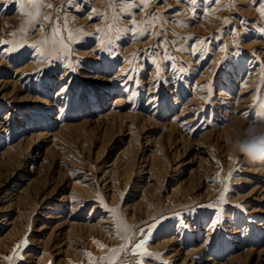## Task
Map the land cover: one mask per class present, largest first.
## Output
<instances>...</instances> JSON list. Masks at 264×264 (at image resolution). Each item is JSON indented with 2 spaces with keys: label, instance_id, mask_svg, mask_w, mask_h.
<instances>
[{
  "label": "rangeland",
  "instance_id": "1",
  "mask_svg": "<svg viewBox=\"0 0 264 264\" xmlns=\"http://www.w3.org/2000/svg\"><path fill=\"white\" fill-rule=\"evenodd\" d=\"M261 8L264 0H0V218L18 227L0 243V264H59L58 244L44 250L38 239L53 245L65 219L101 214L124 251L114 257L115 244L95 233L94 248L83 243L65 264H138L130 247L145 232L152 244L174 236L181 253L160 247L143 264H264V158L226 142L264 99ZM60 128L63 137L47 134ZM120 150L130 173L105 174ZM152 150L153 172L144 160ZM180 179L183 193L166 203ZM70 182L91 187L75 212L61 199ZM145 185L155 210L132 219Z\"/></svg>",
  "mask_w": 264,
  "mask_h": 264
},
{
  "label": "bare ground",
  "instance_id": "2",
  "mask_svg": "<svg viewBox=\"0 0 264 264\" xmlns=\"http://www.w3.org/2000/svg\"><path fill=\"white\" fill-rule=\"evenodd\" d=\"M179 5H181L179 3ZM148 43V41H145V42H141L139 44H144V43ZM133 46L136 45V43L132 44ZM129 49V48H127ZM127 49H125V51H127ZM5 50V49H4ZM2 50V51H4ZM251 60V59H250ZM13 69V68H12ZM254 69V68H253ZM15 70V69H13ZM116 73H119L118 71ZM256 73V72H255ZM63 80V79H62ZM112 81V80H111ZM70 85V84H68ZM50 90V89H49ZM218 90V89H217ZM63 90L60 88V86L58 88H56V93L55 94H58V93H61ZM202 93V92H201ZM223 90L222 89H219L218 91V94H219V97L222 96L223 94ZM120 97V96H119ZM226 98V97H224ZM119 98H116L114 99V101H117ZM57 100V99H56ZM225 102V101H223ZM222 103V102H221ZM220 104V103H219ZM226 105V104H225ZM237 108V107H236ZM239 108V107H238ZM229 111V110H228ZM7 113V112H6ZM236 119V118H235ZM20 120V119H19ZM191 120V119H190ZM234 121V119H233ZM9 122V121H8ZM187 122V121H186ZM232 122V121H231ZM20 123V122H19ZM3 125H0V127H2ZM64 129L63 128H60L59 130L57 131H54V132H47L48 135H53V137L55 136H58V134H60L62 137L64 136L65 132L63 131ZM12 131V130H11ZM24 131V130H23ZM11 133V132H10ZM30 139V138H28ZM22 145L21 142H17L14 144L15 147L18 148V146ZM13 146V147H14ZM8 151V150H7ZM9 153V151L7 152ZM122 153H123V150H120L117 155L115 156L113 162H114V165L112 166V164H109L110 167H107L105 170H104V173L108 174L109 172H118V171H121L122 172V176L127 175L128 173H130V162H131V159L128 157V159H125L123 156H122ZM158 152L157 151H154L152 150L148 155H146V158L144 159L145 161H148V169L149 171H154L155 170V167L158 163ZM10 158V157H9ZM6 160V159H5ZM117 163V165H115ZM141 167V166H140ZM178 167V166H177ZM175 167V168H177ZM140 171L138 172L139 174H142L144 173V168H140L139 169ZM129 176V175H128ZM126 184V183H125ZM149 184V183H148ZM147 184V185H148ZM141 186L139 187L140 190H142L143 192H141V195L140 197L138 198L137 201H134L132 202V209H135V208H138V212H135L133 211L132 212V219H139L140 218V213L141 211L144 212V214H150V216L153 214L152 212L155 210L154 207H155V203H156V200L158 199L155 194H154V197L153 196H150V195H147V191H145L147 188L146 186ZM184 179H180V180H177V183L175 185H172L170 187V193L168 194V196L166 197V203H170L171 199L172 198H178V195L179 194H182L183 191H184ZM24 187H22L20 189L21 192H23V194H25L26 192V187L25 189H23ZM90 185L89 183H79V182H70V190H69V193L63 195L61 197V199H64L65 201L69 202V206L71 207L70 210L71 211H76L77 209L79 210L80 209V205L81 203H83L85 201V199L83 198H80L81 194L80 192H82L81 190L83 191H86L87 193L90 191ZM25 190V191H24ZM19 191V190H18ZM96 192V191H95ZM119 192V191H118ZM121 192V191H120ZM7 193V192H6ZM217 193V192H216ZM215 193V194H216ZM89 194H91L89 192ZM7 196H9V194H6ZM113 195V194H112ZM119 195V194H118ZM19 196V194L17 193L14 197H17ZM6 197V196H5ZM72 198H74V200H72ZM87 198V197H86ZM10 196L9 198H7V201H10ZM78 201L77 203H72L73 201ZM46 201V200H45ZM44 201V202H45ZM116 201V200H115ZM81 202V203H79ZM114 204V203H113ZM78 207V208H77ZM82 207V206H81ZM56 209V208H54ZM93 211V209L91 210ZM90 211V212H91ZM94 212V211H93ZM70 215H75V214H70ZM55 218L57 219L59 217V214H56V215H52V214H48L46 216V219L48 218ZM88 217H91V214H89ZM112 219V218H111ZM227 219V218H226ZM90 220V219H89ZM228 220V219H227ZM14 220L13 219H10L9 217L7 216H2L0 218V230L2 229H5L8 227V229L6 230V232L0 236V243H4V245L7 243L8 240H11L15 237L17 231H18V227L16 226V224L13 222ZM109 222L108 218L107 217H104L102 214L100 216V218L98 220H96L94 223H90V222H87L85 224H81L80 222H77V221H74V220H68V219H65V224L66 223H69V226L67 227V229L65 230V233L63 238H60L58 239L53 245H49L48 243H46V240H48L47 238H44V239H41L39 238L38 241H41L43 243V247H44V250L47 249L46 247H48V249L51 247V246H55L58 244L57 248L55 249L56 251L54 252V255H55V258H57V263L61 264H65V261H67V259L69 260V256L72 254L73 256H75L76 258L79 257V255H83V249L79 248L80 245L82 246H85L83 245V243L87 244L88 246L94 248V245L96 244L97 240H95L93 238V235H95V233L99 234L100 236H102V239L103 240H109V242H111L110 244L113 245L115 244L114 243V238L110 237L109 234L110 233H113V232H109V229L110 227L112 226H107V225H103V223L105 222ZM111 221V220H110ZM132 221V220H131ZM64 221H59L57 223H55L54 225H52L50 227V234L47 235V237H51L52 234L54 232H57V233H60V228L62 226ZM212 222V221H211ZM234 222V221H233ZM228 223V222H227ZM253 223V222H251ZM259 223V222H258ZM264 223V222H262ZM260 224V223H259ZM5 225V226H3ZM132 225H135V222L132 223ZM143 226V225H142ZM45 227V224H42L40 226V228L37 230V231H40L41 229H43ZM213 228V226H211ZM77 228H79L78 232L77 231ZM264 228V226L262 227ZM78 234H76V233ZM238 232V229L235 228L234 230V233ZM83 234H85V236H83ZM146 234V235H145ZM208 234V233H207ZM170 236V235H169ZM237 236V235H236ZM141 239L140 240H145L146 241V244L144 245V248L142 249H137L136 251L141 253V257L139 258H144V255L147 256L146 254H144L145 252L146 253H151V256L154 254V251L155 250H158V248H164L166 249V247L169 249H167V252H170V250H173L171 254H169V257L171 256H177L178 254H180V250L179 248L177 247H172L174 246V243H175V237L174 236H170V237H162L161 240L157 241L156 243L152 244L149 239H151V233H144L143 235H141L140 237ZM208 238V237H207ZM37 239V238H36ZM101 239V237H100ZM15 240V239H14ZM64 240L62 243L61 241ZM139 240V241H140ZM138 239L135 240V243L139 242ZM207 241V239H206ZM206 241L204 243H201L200 246L198 247V249H192L190 250L189 252H187L186 256H184L183 260L184 259H191L193 257V253H198L199 255L201 254L202 251H205V248H206ZM11 242V241H10ZM99 244V243H98ZM65 246L64 248H61L60 246ZM134 243L132 244V247H133ZM2 246V245H1ZM171 246V247H170ZM113 247L115 248V250L117 249H121L124 247V243H119V244H115V246L113 245ZM130 247V248H132ZM11 248V247H10ZM100 250V249H99ZM114 250V249H113ZM196 250H198V252H196ZM132 251V250H131ZM125 252L127 253L128 250H125ZM71 253V254H69ZM110 253V252H109ZM69 254V255H68ZM43 255V256H42ZM45 252H43L41 254V256H39L38 258L41 259L42 257H44ZM87 255V254H86ZM133 255V254H132ZM34 258L36 259V256H34ZM211 259V256H207L206 260H210ZM79 260V259H78ZM213 261V260H212ZM75 263V262H74ZM115 263V262H114ZM121 263V262H120ZM186 263V262H185ZM191 264V263H190Z\"/></svg>",
  "mask_w": 264,
  "mask_h": 264
},
{
  "label": "clouds",
  "instance_id": "3",
  "mask_svg": "<svg viewBox=\"0 0 264 264\" xmlns=\"http://www.w3.org/2000/svg\"><path fill=\"white\" fill-rule=\"evenodd\" d=\"M226 142L233 153H239L249 160L264 158V99L254 105L253 119L247 127L230 125Z\"/></svg>",
  "mask_w": 264,
  "mask_h": 264
},
{
  "label": "snow or ice",
  "instance_id": "4",
  "mask_svg": "<svg viewBox=\"0 0 264 264\" xmlns=\"http://www.w3.org/2000/svg\"><path fill=\"white\" fill-rule=\"evenodd\" d=\"M121 2H128V0H121ZM142 2L146 5L148 2H149V0H142ZM192 2L194 3L195 2V0H192ZM28 3L29 4H31V5H33V6H36V4H37V0H28ZM46 7H52V5H45ZM260 10V12H261V15L262 16H264V8H261V9H259ZM36 15H39V12H37L36 13ZM47 19H51L50 17L49 18H47ZM13 35H15V33H13ZM221 199H223V197H221ZM146 235V234H145ZM25 243H26V241H25ZM146 244V241L145 240H140L139 242H137V243H135L134 245H133V247H132V252H131V254H134V255H137L138 257H141V253H139V252H137L136 250L137 249H142V248H144V245ZM127 247V244L125 245V248ZM124 251V248H121V249H117V250H113V256L115 257V256H118L119 255V253L120 252H123ZM144 254H146V255H151V253H144ZM103 259H107V257H105V258H103ZM112 264H114V259H113V261H112ZM138 264H143V260H142V258H140L139 260H138Z\"/></svg>",
  "mask_w": 264,
  "mask_h": 264
}]
</instances>
